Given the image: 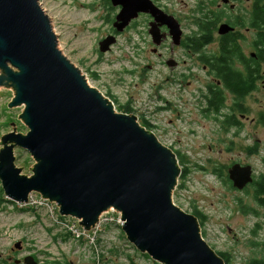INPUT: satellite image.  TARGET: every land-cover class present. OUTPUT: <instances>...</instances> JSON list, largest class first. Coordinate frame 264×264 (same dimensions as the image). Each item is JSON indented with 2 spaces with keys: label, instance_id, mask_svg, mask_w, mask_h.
<instances>
[{
  "label": "rangeland",
  "instance_id": "rangeland-1",
  "mask_svg": "<svg viewBox=\"0 0 264 264\" xmlns=\"http://www.w3.org/2000/svg\"><path fill=\"white\" fill-rule=\"evenodd\" d=\"M39 3L50 17L58 48L88 84L109 99L118 113L134 115L142 124L147 121L153 128L146 129L175 153L183 176L173 191V203L187 214L202 213L204 219L198 222L206 243L216 253L225 254L230 264L264 259V207L256 202L249 185L237 190L228 177V169L237 163L250 165L255 180L264 176V126L260 120L264 76L257 92L245 101L247 119L242 120V128H226L225 115L231 111L224 109V115L206 112L208 87L215 77L200 60L216 54V30L213 44L199 53L184 45L173 46L171 39L152 53L155 46L147 32V20L142 18L118 33L110 51L101 53L99 42L111 32L110 18L117 15L118 8L95 0ZM193 5L166 6L181 20L185 37L198 29L194 19L200 17L191 12ZM242 33L246 39L241 47L249 57L255 35L245 28ZM170 59L178 66L170 68ZM261 68L264 71V66ZM12 98L11 89L0 88V142L13 131L11 124L17 133L28 132L19 118L23 108H8ZM227 99L229 107L232 99L229 95ZM125 107L131 111L126 113ZM14 156L15 165L24 168L22 175L31 176L35 164L31 155L17 147ZM214 168L222 177L213 173ZM29 197L27 204L11 202L0 182V263H7L9 257L33 256L40 264H160L140 253L122 227L108 225L86 231L78 219L61 216L55 203L44 201L37 193Z\"/></svg>",
  "mask_w": 264,
  "mask_h": 264
},
{
  "label": "water",
  "instance_id": "water-1",
  "mask_svg": "<svg viewBox=\"0 0 264 264\" xmlns=\"http://www.w3.org/2000/svg\"><path fill=\"white\" fill-rule=\"evenodd\" d=\"M111 4L120 7L113 23L117 33L143 13L153 19L149 34L155 46L167 36L173 46L181 45L179 22L153 3ZM228 31L222 25L217 32ZM116 42V35H108L99 51L107 53ZM167 65L175 68L177 62ZM0 88L13 91L8 108L22 107L19 118L28 128L21 134L11 124L13 131L1 137L0 182L11 202L27 204L37 193L86 231L113 209L128 241L160 264H225L202 237L198 219L173 203L181 175L175 153L88 84L58 48L39 0H0ZM17 147L35 161L29 177L15 165ZM228 177L240 191L254 182L250 165H232ZM24 263L37 264L32 256Z\"/></svg>",
  "mask_w": 264,
  "mask_h": 264
},
{
  "label": "trees",
  "instance_id": "trees-1",
  "mask_svg": "<svg viewBox=\"0 0 264 264\" xmlns=\"http://www.w3.org/2000/svg\"><path fill=\"white\" fill-rule=\"evenodd\" d=\"M257 16L258 18L253 19L251 24V26L257 30L256 40L254 41L256 51L255 59L251 57L246 58L241 50L233 44L234 40L231 39L223 41V44L220 43V50L216 54L200 58L203 63L207 64L215 77V83L208 87V93L206 95L208 104L207 113L218 115L222 109L225 97L218 82H221V86L224 87L226 91L235 95L240 100L255 89V82L263 78L261 67L264 66V4L261 8H258ZM197 27L198 31L195 35L188 38L186 42H183L186 48L196 53L214 42L213 33L216 30L215 25H213L206 16H203L201 21L199 20ZM236 63L245 65V70H238L235 67ZM125 110L128 111L126 113L131 111L130 107H125ZM140 124L145 128L147 127L149 130L153 128L147 121H143V124ZM182 173L180 177L183 176ZM184 173H186V170ZM213 173L216 176L222 177V173L218 168H214ZM249 186L254 190L252 195L256 202L264 207V176H260L258 180L254 179V182ZM194 214L198 220L203 218L201 212L195 211ZM217 254L224 260L225 264H230L225 254ZM248 264H264V259H252Z\"/></svg>",
  "mask_w": 264,
  "mask_h": 264
},
{
  "label": "flooded vegetation",
  "instance_id": "flooded-vegetation-1",
  "mask_svg": "<svg viewBox=\"0 0 264 264\" xmlns=\"http://www.w3.org/2000/svg\"><path fill=\"white\" fill-rule=\"evenodd\" d=\"M144 2H145V0H144ZM146 2L147 3H153L156 7H158L162 11H164L166 14L173 16L179 22L181 29H182L181 20L178 19L176 15L168 12L166 6L169 3H194V5H193L194 10L191 12L193 14L194 13L197 14V16L200 17V19H194V22L196 24H198L199 20L201 21V18H203V16H206L209 19V21L213 25H215V27H216L217 41H216V48L213 52L217 53L220 50V43L223 44L222 43L223 41H225L227 39H229V40L231 39V40H234L233 44H235L238 47V49L241 50V52L243 53L244 56H245V54L242 50L241 44H242V41H245L246 35H244L242 33V30H243V28H245V32L253 33L255 35L254 41L256 40L257 30H256V28L252 27L251 24H252L253 19L258 18V16H257L258 8H261V6L264 4V0H146ZM95 3H112V0H95ZM257 3H259V4H257ZM111 6H112V4H111ZM112 7H114V6H112ZM114 8H118V10H120V7H114ZM115 16L116 15H114V18H113V16L111 15L110 21H112L111 22L112 26H111V32L108 33V35L118 36V33L116 32V30L113 27V23L115 21ZM142 18H145L147 20V26H148L147 32L149 34L150 23L153 21V19L151 18L150 15L143 14V13L139 14V17L137 19L133 20L126 29H129V27L133 23L135 24V22H137L138 20H140ZM222 25H226L227 28H229V31L226 32L225 34L220 35V34H218L217 31H218V28ZM197 31H198V29H197ZM161 32L167 34L168 30L166 27H162ZM194 35H195V33H194ZM193 36H191V37H193ZM191 37H185L183 34L182 40H181V45L178 47L183 46L184 45L183 42H186V40L188 38H191ZM168 39H171V37L167 36L166 39L163 40L162 44L158 47L153 44L155 46V48L152 49V53H157L158 52L157 49L160 48ZM254 41H253V46L251 47V49H254V51L250 52V54H249V57H251L252 59H255V57H256ZM249 57L246 56V58H249ZM236 65H238V66L236 67ZM177 66H178V63H177ZM235 67L238 70H241L240 68H242V70L243 69L245 70V65H242L239 63H236ZM262 72H263V76H264L263 69H262ZM260 81L261 80L259 79L257 82H255V85H256L255 89L252 90L247 95H245L240 100L235 95L229 93L225 89L222 90V88H221V90L223 91V94H224V91H226L227 94L232 99L231 104L228 107L227 106V100H228L227 96L228 95L226 93L224 94L225 100L223 102L222 109L219 113L220 115H224V113H223L224 109L231 111V113H228L225 115V121L223 122V125L226 126V128L228 126L231 128H234L236 130H239L240 128H242V122H243L242 120L247 119V117L245 115V112H246L245 101H246V99H248V97H250L252 94L257 92ZM262 83H263L262 87L264 89V82H262ZM218 85H219V87H222L221 82H218ZM260 120H261V124L264 126V122H263L264 121V113L262 114V117L260 118ZM230 121H232V122H230ZM252 123H255V121L253 120ZM18 250H22L21 245H20V248ZM25 258L9 257L7 263H0V264H12V263L13 264H25L24 263ZM33 258L37 264H40L35 257H33Z\"/></svg>",
  "mask_w": 264,
  "mask_h": 264
},
{
  "label": "built area",
  "instance_id": "built-area-1",
  "mask_svg": "<svg viewBox=\"0 0 264 264\" xmlns=\"http://www.w3.org/2000/svg\"><path fill=\"white\" fill-rule=\"evenodd\" d=\"M29 200H28V202H29ZM44 201H48V200H44ZM109 212H111V215H109ZM116 214H117V217H116ZM120 219H121L120 213H118L115 210L111 209V210L103 213L100 216L99 221H98V223L95 226V229L99 230L101 227L103 228L104 226H108V225H112V226L114 225L116 227H122L123 222Z\"/></svg>",
  "mask_w": 264,
  "mask_h": 264
}]
</instances>
